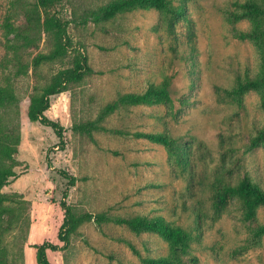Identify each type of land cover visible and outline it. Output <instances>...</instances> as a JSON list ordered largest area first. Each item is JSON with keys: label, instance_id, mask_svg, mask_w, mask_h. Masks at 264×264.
<instances>
[{"label": "rangeland", "instance_id": "374dc122", "mask_svg": "<svg viewBox=\"0 0 264 264\" xmlns=\"http://www.w3.org/2000/svg\"><path fill=\"white\" fill-rule=\"evenodd\" d=\"M114 0H61L47 13L67 22L73 47L87 58L92 73L49 100L45 116L63 127L59 139L49 127L27 118L29 98L59 70L73 64L74 53L32 68L38 53L51 50L42 31L35 47L19 50L25 74L15 76L4 47L7 17L24 27V10L35 0H0V86H12L19 100L11 117L19 134L13 156L15 178L0 189V260L35 264V246L47 251L50 264H143L146 258H176L178 264H264V236L259 245L250 231L264 225V205L253 221L243 219V205L228 197L217 201L213 184L237 185L244 178L264 190V144L249 148L264 125L261 92L252 90L241 105L224 95L237 78H253L261 58L252 40L233 38L252 23H230L225 12L243 10L245 0H168L176 15L135 10L94 24L89 14ZM165 84L166 105L120 107L99 122L90 136L76 125L95 121L118 96ZM163 133L173 147L135 137ZM60 172L76 179L67 187ZM73 212L148 219L161 217L188 234V248L175 250L156 234L136 235L112 223L81 224L63 246V193Z\"/></svg>", "mask_w": 264, "mask_h": 264}, {"label": "trees", "instance_id": "16d2710c", "mask_svg": "<svg viewBox=\"0 0 264 264\" xmlns=\"http://www.w3.org/2000/svg\"><path fill=\"white\" fill-rule=\"evenodd\" d=\"M61 0H35L30 8L24 10V27H15L9 23L8 18L4 19L2 24L4 47L7 54L11 53L10 62L13 64L15 76L25 74V66L20 64L19 50L35 47L38 35L42 31L51 39V50L47 53H38L31 60L32 68L53 62L64 58L69 52L74 53L72 66L59 70L50 79L49 83L36 91L29 98L27 118L32 123H38L44 127L51 128L59 139L63 137V127L45 116L49 109V100L52 96L65 92L72 84H77L92 73L87 64V58L80 51L76 50L67 35V22L61 21L54 14L47 13L48 10L55 7ZM235 7H240L243 11L225 12V19L230 23H235L242 19H249L252 28L249 31L234 30L232 36L239 41L252 40L258 50L261 58V69L253 78H237L235 85L229 90H222L224 95L236 102L242 103V97L249 91L255 90L264 94V0H245L242 4L234 3ZM154 9L164 12L168 15H176L168 0H114L89 14V20L94 24L107 22L117 15L129 13L135 10ZM170 102V93L165 84L148 85L140 93H127L118 96V98L106 105L95 121H89L84 124L74 126L73 130L84 133L88 136L92 132L103 129L99 122L108 115L112 114L120 107L136 106H157L166 105ZM19 100L12 86H0V189L10 183V179L15 178L13 171V156L17 154L19 144V134L16 128H9L14 123L11 117L13 109L17 107ZM261 108L264 110V96L261 98ZM137 138L146 139L152 143L160 144L167 149L173 147L174 141L163 133H143L134 134ZM264 144V125L258 131V136L251 139L249 148ZM63 179L66 180V186H74L76 179L64 172H60ZM215 195V205L219 207L225 203L228 197L239 199L243 205V219L253 221L256 209L264 205V190L257 184L244 178L237 185L213 184ZM67 193H63V199L60 207L63 211V220L58 231V241L64 247L77 228L83 224L93 221L96 225L103 223H112L119 226H125L132 233L139 235L142 233H152L167 241L175 250H185L188 248V234L178 227H171L166 224L161 217L148 219L142 216L132 218H123L109 214L99 213L92 215L84 212L76 214L72 208L66 204ZM7 201V196L0 194V208L7 212V207L3 203ZM264 236V225H259L250 231V241L254 245H259L260 238ZM60 250L58 244L44 242L35 246V264H50L47 258V251L56 252ZM143 264H178L176 258H146L142 259ZM0 264H6L0 260Z\"/></svg>", "mask_w": 264, "mask_h": 264}]
</instances>
